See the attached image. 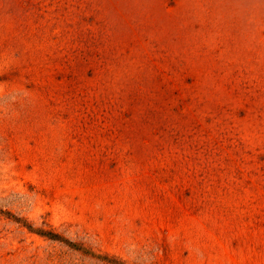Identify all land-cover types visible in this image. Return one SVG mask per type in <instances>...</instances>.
<instances>
[{"label":"rangeland","instance_id":"374dc122","mask_svg":"<svg viewBox=\"0 0 264 264\" xmlns=\"http://www.w3.org/2000/svg\"><path fill=\"white\" fill-rule=\"evenodd\" d=\"M0 264H264V0H0Z\"/></svg>","mask_w":264,"mask_h":264},{"label":"trees","instance_id":"16d2710c","mask_svg":"<svg viewBox=\"0 0 264 264\" xmlns=\"http://www.w3.org/2000/svg\"><path fill=\"white\" fill-rule=\"evenodd\" d=\"M45 234H48V236H54L51 232H46Z\"/></svg>","mask_w":264,"mask_h":264}]
</instances>
